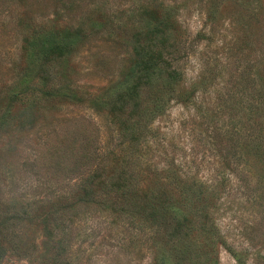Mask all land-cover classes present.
Segmentation results:
<instances>
[{
    "label": "rangeland",
    "instance_id": "374dc122",
    "mask_svg": "<svg viewBox=\"0 0 264 264\" xmlns=\"http://www.w3.org/2000/svg\"><path fill=\"white\" fill-rule=\"evenodd\" d=\"M18 2L0 11V264H264V0ZM156 24L188 54L176 81L136 65ZM44 33L72 47L33 69ZM86 138L95 164L53 177L51 147Z\"/></svg>",
    "mask_w": 264,
    "mask_h": 264
},
{
    "label": "trees",
    "instance_id": "16d2710c",
    "mask_svg": "<svg viewBox=\"0 0 264 264\" xmlns=\"http://www.w3.org/2000/svg\"><path fill=\"white\" fill-rule=\"evenodd\" d=\"M15 3H19L18 0H0V4L2 5L0 6V11L11 9L13 5H16ZM82 33L83 32H77L74 34L82 35ZM144 34L149 37V44L146 46V44L137 43L138 46L135 49L138 53L137 57H139L136 62L138 69L143 70V72L146 71L145 73L149 76L157 69H163L168 80L175 79L176 81L177 78H181L183 75L182 61L188 58V54L183 53V59L179 56V51L177 49L178 42L176 39L169 37L166 25H150V27L142 33V36ZM43 35L45 36L41 37L44 40L42 49L37 51L30 46L31 51H27L28 64L33 69H35L37 64V56L41 60H47L49 59L48 57L53 55L66 54L72 47L66 43V37H70V34H61L52 39H50L51 37L48 33H44ZM157 41L158 44L156 45ZM160 45L162 46V52L152 51V48L156 46L160 47ZM51 148L54 152L50 169L52 173L56 174H53V177H62V182L66 180L70 181L73 178H79L96 162L97 144H93L92 140L87 138L84 140L71 141L63 149L61 148L60 155L57 153L60 147L55 149L54 146H52ZM156 264H174V262L163 254L157 257Z\"/></svg>",
    "mask_w": 264,
    "mask_h": 264
}]
</instances>
